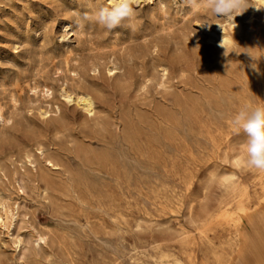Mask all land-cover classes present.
Instances as JSON below:
<instances>
[{
  "label": "rangeland",
  "instance_id": "374dc122",
  "mask_svg": "<svg viewBox=\"0 0 264 264\" xmlns=\"http://www.w3.org/2000/svg\"><path fill=\"white\" fill-rule=\"evenodd\" d=\"M110 2L0 0V168L14 139L42 130L89 179L49 205L31 192L17 194L0 177V197L18 204L11 231L25 240L33 227L52 234L50 247L25 262L0 226V264H165L174 257L190 264H264V217L256 221L260 240L243 246L229 221L200 227L219 209L234 207L222 203L224 180L247 184L244 204L264 212V171L235 164L247 159V136L231 123L245 106L264 108L257 91L264 85V43L250 39L264 27V5L247 0L229 18L217 17L202 0L199 7L188 0H137L133 16L108 30L95 17ZM233 19L241 29L231 33L227 49L214 47L199 26L220 32ZM66 58L80 65L95 58L101 68L96 75L79 72L71 82L61 74ZM110 58L123 65L122 74L107 72ZM61 85L105 96L81 109ZM46 101L65 114L56 130L55 113L44 121L38 115ZM8 116L12 123H2ZM241 223L237 232L249 238L247 217ZM161 253L167 256L160 260Z\"/></svg>",
  "mask_w": 264,
  "mask_h": 264
},
{
  "label": "bare ground",
  "instance_id": "6f19581e",
  "mask_svg": "<svg viewBox=\"0 0 264 264\" xmlns=\"http://www.w3.org/2000/svg\"><path fill=\"white\" fill-rule=\"evenodd\" d=\"M257 2L264 5V0H257ZM67 22H63L61 24L63 31H65L66 33L70 31V29H68L70 27V24ZM230 22L232 23L230 24ZM199 26L204 31V37L207 41H212L214 45H216L214 47L218 46L219 48L224 49H227L232 45L234 37L231 36V33H239L241 29L235 19L229 21L228 30L222 27V31L220 32L211 28L208 29L201 23H199ZM222 39L224 47L220 46ZM250 39L256 44L264 43V27H260L257 31L252 33ZM226 60L230 62V58H226L225 61ZM231 67L234 68V65ZM100 68L101 62H99L95 58H91L81 65L75 59L73 60L72 58H66L63 63V70L61 71V74L65 78L70 79L71 82H74L80 79L79 72L84 73L87 71L91 72L93 75H96L100 71ZM121 68H123V65H121L120 62H118L116 59H108L106 67L107 72L113 75H120L123 72L120 71ZM164 70L165 68L163 67L162 71ZM260 85L261 86H257V91L260 98L262 99V96H264V91H262L264 90V85ZM37 87L38 86L35 84L31 86L32 90L34 91ZM60 90L62 95L67 100H73L75 105L79 106L81 109L89 108L96 100H101L105 96L101 90H91L87 88L75 89L71 87L68 92L66 88L61 85ZM43 91L46 90L44 89ZM8 101L11 106H16L17 99L14 94L10 95V100L8 99ZM51 113H55V116H53L55 118L52 119V126L54 127V129L56 130L57 128L62 127L65 120V114L60 108L50 104L47 101L44 105L38 106V115L39 117H41V120L50 118ZM5 121H10L12 123V117L8 116L7 119L1 120L2 123H5ZM52 146L53 144L48 142L47 135L42 130H29L25 132L23 138L14 139L7 150L4 152V168H0V177L5 178V183L7 185H10L17 194L31 192L35 194L40 201H43L49 205H52L55 200H58L57 202H59L60 200L63 201L65 197L69 196V193L71 191L75 192V186H78L80 184L87 185L89 183V179L87 178L86 172L84 170L65 161V153H61L59 149L55 147L53 148ZM84 152L86 153V155H90L91 153L87 150H84ZM91 155L94 158H102L105 161L107 159H110L108 153H94ZM245 161L246 158H239L235 160V164L246 165ZM85 168L91 171H100V169L94 166H87ZM262 173L260 172L259 174L262 175ZM222 184L227 188V193H224L225 197L222 203L224 205L234 204V207L231 210L224 207L219 209L218 211L210 215L208 219L201 221L200 227L209 228V226H213L214 223L229 221V227L233 231L232 237L234 238L237 246L250 244V241L251 243H253L257 240H260L259 228L262 224L257 223L256 221L257 219L264 217V212H253L250 206L244 204L245 200H250L249 193L246 187L247 184L244 185L242 183L241 185H239L233 179L224 180ZM223 185L221 187H223ZM261 189L262 191H264V185H262ZM261 199L264 200V197H262ZM17 207L18 204L16 202L9 204L5 201L4 198L0 197V226L7 228L9 232L8 236L11 238L16 254L20 259H24L26 262L27 259L35 256L38 253V250L50 247L52 234L48 230L34 227L32 228L29 239L27 240L23 238L21 233L14 234L10 228L14 225V222L17 218ZM118 213L119 220L117 231H121V229L124 227L123 212L119 211ZM245 217H247V224L245 225L246 229H248L251 234L249 238L245 237L242 234L240 235V233L237 232V229L239 228V226H241V222ZM86 221L88 225L91 223L89 217H86ZM258 246L259 245H257V247ZM165 256L167 255L161 253L158 258L161 260ZM242 258L243 257L241 256V259ZM262 263H264V260H262ZM165 264L190 263L186 258L174 257L172 259V262H167Z\"/></svg>",
  "mask_w": 264,
  "mask_h": 264
},
{
  "label": "clouds",
  "instance_id": "9594fccd",
  "mask_svg": "<svg viewBox=\"0 0 264 264\" xmlns=\"http://www.w3.org/2000/svg\"><path fill=\"white\" fill-rule=\"evenodd\" d=\"M202 2L217 17L229 18L247 5V0H202ZM135 3L137 0H111V7L100 8L95 18L100 25L112 30L123 20L133 16ZM188 3L192 7L200 6L198 0H188ZM218 26L221 28L220 25ZM220 46L224 47L223 39ZM231 123L237 130L242 129L247 136L246 165L264 171V108L245 106L234 116Z\"/></svg>",
  "mask_w": 264,
  "mask_h": 264
}]
</instances>
